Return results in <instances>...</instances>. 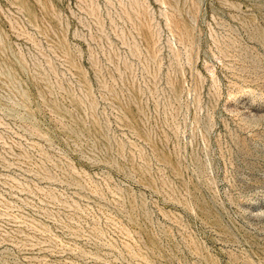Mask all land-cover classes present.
<instances>
[{"label": "rangeland", "instance_id": "1", "mask_svg": "<svg viewBox=\"0 0 264 264\" xmlns=\"http://www.w3.org/2000/svg\"><path fill=\"white\" fill-rule=\"evenodd\" d=\"M0 264H264V0H0Z\"/></svg>", "mask_w": 264, "mask_h": 264}]
</instances>
